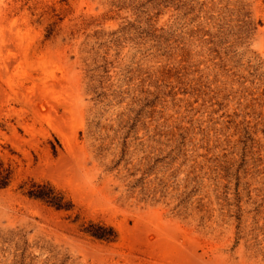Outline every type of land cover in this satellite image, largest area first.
I'll return each instance as SVG.
<instances>
[{"label": "rangeland", "instance_id": "obj_1", "mask_svg": "<svg viewBox=\"0 0 264 264\" xmlns=\"http://www.w3.org/2000/svg\"><path fill=\"white\" fill-rule=\"evenodd\" d=\"M4 169L0 264H264V0H0Z\"/></svg>", "mask_w": 264, "mask_h": 264}, {"label": "trees", "instance_id": "obj_2", "mask_svg": "<svg viewBox=\"0 0 264 264\" xmlns=\"http://www.w3.org/2000/svg\"><path fill=\"white\" fill-rule=\"evenodd\" d=\"M11 174L12 172L9 169L0 170V188H5L9 185ZM22 189H24V185L22 186ZM24 191L30 197L39 198L56 209H68L71 207L69 202L64 201V196L60 192H57L48 181H33ZM83 231L96 238H103L106 240H112L117 235V232L112 225H103L94 222H91L88 226L84 227Z\"/></svg>", "mask_w": 264, "mask_h": 264}]
</instances>
